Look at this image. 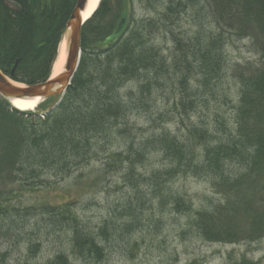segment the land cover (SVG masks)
Segmentation results:
<instances>
[{"label": "trees", "instance_id": "obj_1", "mask_svg": "<svg viewBox=\"0 0 264 264\" xmlns=\"http://www.w3.org/2000/svg\"><path fill=\"white\" fill-rule=\"evenodd\" d=\"M16 1L11 6L0 0V69L19 83L45 81L51 75L76 0L45 5ZM189 9L195 11L196 30L192 36L171 30L174 49L166 56L155 45L152 33L162 30L165 19L176 23ZM111 11V0H102L83 26L79 69L62 102L44 118L38 112L12 109L0 96V183L24 175L35 187L42 185L44 177L70 173L88 163L96 156L94 144L120 134L121 125L130 121V112L147 106L153 90L165 88L177 93L174 105L181 116L190 119V114H201L203 103L208 101L203 93L218 96L216 92L227 78L228 41L233 36L264 31V0H177L167 5L165 19L153 22L151 31L145 23L135 22L131 13L123 34L105 45L103 40L114 30L122 7H115L112 17ZM101 46L105 49H99ZM240 68L232 75L238 87L236 103L231 105L232 126L215 109L216 126L211 128L204 120L187 125V141L170 133L153 136L139 147L133 140L125 156L115 152L105 160L106 165L129 162L127 174L134 176L136 163L147 160L152 148L168 161L167 168L152 175L160 182L161 176L165 186L181 174L209 177L213 185L223 189L225 198L234 196L223 205L195 209L184 196L168 194L172 210L189 215L188 229L209 241L236 243L264 235V219L256 212L248 220L252 205L244 197L247 186L253 180L254 185L261 184L264 173V66ZM130 81L137 82V89L126 94L123 91ZM129 96L138 104L131 105ZM46 108L43 104L37 111ZM232 163L240 168L231 169ZM2 194L0 188V214L8 215L14 207L6 205L10 197L2 199ZM257 201L261 202L259 197ZM49 210L66 223L77 256L103 261L105 247L99 233L107 235L106 227H100L99 233L91 231L79 222L69 203L49 206ZM251 226L253 234L247 232ZM29 246L33 257L40 243ZM44 264L74 263L61 252Z\"/></svg>", "mask_w": 264, "mask_h": 264}, {"label": "rangeland", "instance_id": "obj_2", "mask_svg": "<svg viewBox=\"0 0 264 264\" xmlns=\"http://www.w3.org/2000/svg\"><path fill=\"white\" fill-rule=\"evenodd\" d=\"M176 1L131 0L129 9L135 22L145 23L151 31L153 22L164 18L167 5ZM111 3L114 11L115 7H122L123 0H111ZM194 13L192 9L183 12L176 23L164 18L162 30L153 31L155 45L166 56L174 49L171 30L176 34L193 35L196 30V22L192 18ZM225 58L229 71L223 88L217 90L218 96L211 95L209 91L203 93L208 101L203 103L201 114H190L191 118L187 119L174 105L177 93L165 88L153 90L149 106L133 109L129 123L121 125L120 134L94 144L96 156L88 163L70 173L44 177L42 185L35 187H31V178L24 175L1 182V198L10 197L6 205L14 209L8 215L0 214V256L4 258L0 264H23L26 261L44 264L61 252L68 254L74 264H264V235L258 240L236 243L209 241L188 229L189 215L172 210L167 197L172 192L184 196L195 209L220 206L226 199L235 198H225L227 195L223 189L213 185L209 177L181 174L165 186L161 176L160 182L152 175L167 168L168 161L152 148L147 160L136 163L134 176L127 174L129 162L124 165L120 162L117 165L105 163L111 153L122 152L125 156L133 140L136 141L135 147L164 133L186 140L189 136L187 125L199 124L203 120L213 128L215 109L232 126L231 105L236 103L238 90L232 75L242 68L240 65L264 66V31L257 30L254 36H233L226 45ZM137 85L136 81H130L123 92L135 91ZM130 103L138 104L131 98ZM230 168L240 167L232 163ZM261 179L258 186L253 180L245 191V200L252 205L248 220L256 212L264 219V173ZM25 180L28 184H23ZM64 203L71 205L79 222L91 231L107 228V235L98 232L105 247L103 261L89 260L73 252L72 233L66 223L49 210V206L59 207ZM29 211L31 215H27ZM247 232L253 234L254 227H249ZM30 243H40L33 257Z\"/></svg>", "mask_w": 264, "mask_h": 264}, {"label": "water", "instance_id": "obj_3", "mask_svg": "<svg viewBox=\"0 0 264 264\" xmlns=\"http://www.w3.org/2000/svg\"><path fill=\"white\" fill-rule=\"evenodd\" d=\"M87 0H78L74 11L67 23L68 33V49L67 59L64 71L61 72L53 79L47 81L31 84V85H19L9 79L0 70V95L13 103L16 99L24 100H41L44 101L49 98H53L49 104V110L54 109L62 101V98L71 84V81L78 69L80 58H81V30L83 16L82 11L84 10L85 3ZM128 1L124 0L123 11L121 13L120 20L113 30V32L106 37L105 43L113 42L121 36L128 23ZM18 60L13 66L14 68L18 64Z\"/></svg>", "mask_w": 264, "mask_h": 264}, {"label": "bare ground", "instance_id": "obj_4", "mask_svg": "<svg viewBox=\"0 0 264 264\" xmlns=\"http://www.w3.org/2000/svg\"><path fill=\"white\" fill-rule=\"evenodd\" d=\"M100 0H89L86 10L83 12L84 20H88L91 18L93 13L98 8ZM67 49H68V33L64 34L62 41L60 42L58 49V57L56 59L55 64L52 68V77H56L58 74L64 71L66 57H67ZM20 85V84H19ZM41 100H24V99H16L13 101V106L21 111H31L36 110L37 106Z\"/></svg>", "mask_w": 264, "mask_h": 264}, {"label": "flooded vegetation", "instance_id": "obj_5", "mask_svg": "<svg viewBox=\"0 0 264 264\" xmlns=\"http://www.w3.org/2000/svg\"><path fill=\"white\" fill-rule=\"evenodd\" d=\"M6 3H9L11 6H15L17 4L16 0H4ZM77 0L75 1L76 4ZM31 3L33 5H45V4H55V3H60V4H66L67 0H31Z\"/></svg>", "mask_w": 264, "mask_h": 264}]
</instances>
